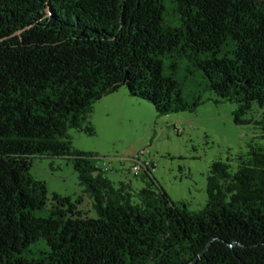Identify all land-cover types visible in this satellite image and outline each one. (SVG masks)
Wrapping results in <instances>:
<instances>
[{
	"label": "trees",
	"instance_id": "16d2710c",
	"mask_svg": "<svg viewBox=\"0 0 264 264\" xmlns=\"http://www.w3.org/2000/svg\"><path fill=\"white\" fill-rule=\"evenodd\" d=\"M166 57L200 70L202 89L184 95ZM123 85L162 114L194 111L213 91L264 136V0H0V264H264L255 142L235 170L211 163L195 211L153 174L116 184L71 147L68 129L92 134L95 101ZM254 104L258 115L239 117ZM35 156L72 160L96 215L57 193L35 214L48 199L29 174Z\"/></svg>",
	"mask_w": 264,
	"mask_h": 264
},
{
	"label": "rangeland",
	"instance_id": "374dc122",
	"mask_svg": "<svg viewBox=\"0 0 264 264\" xmlns=\"http://www.w3.org/2000/svg\"><path fill=\"white\" fill-rule=\"evenodd\" d=\"M164 61L165 72L178 78L184 95L202 89L197 85L200 70L190 71L185 58L166 57ZM201 94L202 102L194 111L162 114L147 99L133 96L126 86H120L95 101L88 116L92 134L68 129L71 147L91 152L93 163L116 184L131 181L133 187L145 183L142 170L138 175L132 172L133 159L140 156L152 161L153 176L173 201L184 202L190 211L198 210L207 201L206 176L214 160L228 162L235 170V158L247 152L248 144L255 142L264 148V136L259 135L255 123H235V101L221 100L213 91L202 90ZM258 110L254 104L251 111L239 117L258 115ZM29 174L43 180L48 195L45 207L35 210V214L47 216L51 196L57 193L71 196V200L79 198L80 208L90 216L96 215L72 160L35 156ZM38 243L43 245V239Z\"/></svg>",
	"mask_w": 264,
	"mask_h": 264
},
{
	"label": "built area",
	"instance_id": "2783aa9c",
	"mask_svg": "<svg viewBox=\"0 0 264 264\" xmlns=\"http://www.w3.org/2000/svg\"><path fill=\"white\" fill-rule=\"evenodd\" d=\"M140 154L143 155L144 151L141 150ZM131 170L135 175H138L140 170L145 171L148 174H153V170H155V164L152 161L137 156L133 159Z\"/></svg>",
	"mask_w": 264,
	"mask_h": 264
},
{
	"label": "water",
	"instance_id": "95a60500",
	"mask_svg": "<svg viewBox=\"0 0 264 264\" xmlns=\"http://www.w3.org/2000/svg\"><path fill=\"white\" fill-rule=\"evenodd\" d=\"M194 260H195V259H193L189 264H193V263H194Z\"/></svg>",
	"mask_w": 264,
	"mask_h": 264
},
{
	"label": "crops",
	"instance_id": "0c3cea01",
	"mask_svg": "<svg viewBox=\"0 0 264 264\" xmlns=\"http://www.w3.org/2000/svg\"><path fill=\"white\" fill-rule=\"evenodd\" d=\"M130 182H131V181H130ZM131 186L133 187L132 183H131ZM135 188H137V187H135Z\"/></svg>",
	"mask_w": 264,
	"mask_h": 264
}]
</instances>
